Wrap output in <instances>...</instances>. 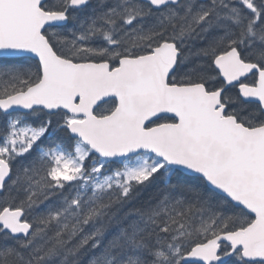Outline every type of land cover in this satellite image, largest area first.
Returning <instances> with one entry per match:
<instances>
[{
	"label": "snow or ice",
	"instance_id": "6c2138e0",
	"mask_svg": "<svg viewBox=\"0 0 264 264\" xmlns=\"http://www.w3.org/2000/svg\"><path fill=\"white\" fill-rule=\"evenodd\" d=\"M0 264H264V0H0Z\"/></svg>",
	"mask_w": 264,
	"mask_h": 264
},
{
	"label": "trees",
	"instance_id": "16d2710c",
	"mask_svg": "<svg viewBox=\"0 0 264 264\" xmlns=\"http://www.w3.org/2000/svg\"><path fill=\"white\" fill-rule=\"evenodd\" d=\"M234 91V90H233ZM45 142H47V141H45Z\"/></svg>",
	"mask_w": 264,
	"mask_h": 264
}]
</instances>
